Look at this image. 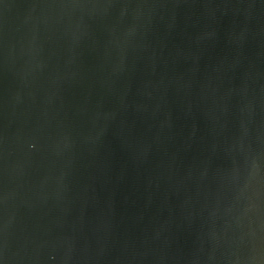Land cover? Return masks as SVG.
Wrapping results in <instances>:
<instances>
[{
    "label": "water",
    "instance_id": "1",
    "mask_svg": "<svg viewBox=\"0 0 264 264\" xmlns=\"http://www.w3.org/2000/svg\"><path fill=\"white\" fill-rule=\"evenodd\" d=\"M0 264H264V0H0Z\"/></svg>",
    "mask_w": 264,
    "mask_h": 264
}]
</instances>
